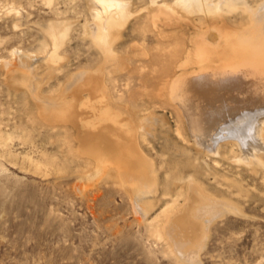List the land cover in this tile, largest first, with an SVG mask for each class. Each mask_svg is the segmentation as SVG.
<instances>
[{"label":"rangeland","instance_id":"1","mask_svg":"<svg viewBox=\"0 0 264 264\" xmlns=\"http://www.w3.org/2000/svg\"><path fill=\"white\" fill-rule=\"evenodd\" d=\"M248 1L256 5L261 0ZM127 2L135 14L123 28V25L118 27L116 38L120 39L113 42L118 51L114 60L122 67H117L119 71L115 67L110 75L112 82L108 80L113 93L111 103L121 108L119 120L123 123L133 118L138 123L148 119L147 128L141 127L145 138L140 137L139 142L155 164L161 183L158 193L163 197L159 195L161 200L151 217L143 218L134 208L130 183L77 158L71 150L75 149L74 135L66 134L60 127L46 126V121L39 117L41 101L22 85L26 67L30 75L35 72L31 80L39 78L40 82H34L42 83L38 84L40 95H56L71 83L75 73L102 63L101 51L86 36L89 26L83 25L94 22L91 12H95L92 7L95 2L0 0V264H264V148L257 151L261 162L243 156L242 146L232 142L223 145L222 154L210 151L203 156L198 153L197 147L201 146L187 125L189 121L182 119L169 98L159 93L166 72H171L173 67L175 58L171 49L177 48L183 54L192 45L191 36L198 29L211 28L214 19L207 20L198 14H190L189 18L188 14L180 23L170 24L160 33L149 18L150 0ZM241 17L239 12L231 14L228 24L244 25L246 20ZM53 19L68 22L70 19L72 25L60 49L63 62L60 60L55 65L49 64L42 50L44 46L51 48L46 31ZM26 52H31V59ZM66 90L71 98V88L67 86ZM86 91L82 90L78 97L94 95ZM79 108L73 121H68L73 125L67 123L68 128L72 126V133L81 131L80 119L90 115L89 108ZM125 109H131V114ZM261 140L264 142V133ZM173 174L180 177L185 174L186 178L194 175L207 191L238 207L226 209L212 220L210 235L195 261L169 253V239L155 236L150 224L173 200L177 205L185 201L184 195L178 196L183 183H175L178 176Z\"/></svg>","mask_w":264,"mask_h":264},{"label":"bare ground","instance_id":"2","mask_svg":"<svg viewBox=\"0 0 264 264\" xmlns=\"http://www.w3.org/2000/svg\"><path fill=\"white\" fill-rule=\"evenodd\" d=\"M93 1L95 5L91 6L95 12L91 13L94 16V22L88 25L85 22L83 25L89 26L85 30L86 36L88 35L101 51L102 63L98 62L100 65L97 64L96 67L93 65L94 68L92 69L83 68L79 72L76 71L74 79L67 85L71 88V98L67 94L66 85L62 91H55L58 93L56 95H40L38 92L39 83H37L40 80L35 78L37 79L34 80L37 81L36 83L31 80L30 76L35 75V72L33 71L34 73L32 72L33 74L30 75V71H27L26 67L25 70L24 67L22 68L25 73L22 74V77L24 76L21 78L22 85L29 88L35 98L41 101L39 117L41 116L46 121V123L44 122L46 126H51V129L52 127H60L65 129L66 134L74 135L75 138L72 139V143L75 149L73 147L71 150L77 158L83 159L88 166H94L100 172L104 170V173L107 172L110 176L125 181L124 183H130V195L135 205L134 208L138 214L148 220L154 207L161 200L159 197L161 192L158 193L161 183L159 184L158 181L155 164L139 142L140 137L145 138L144 129L147 128L145 125L148 119L139 121L136 118L138 123L133 118L129 121L124 120L125 123H123L119 120L121 108L116 107V109L111 103L113 93L110 75L114 74L113 69L121 66L118 64L120 62L114 60L118 51H116L113 42H115L116 32L120 29L118 27L123 25V28L129 17L135 13L129 8L130 3L127 0ZM150 6L148 10L151 24L160 33L164 32L166 26L180 23L183 17L188 14L189 18L190 14H198L199 17H205L204 19L207 20L209 17L214 19L211 28L206 29L208 27L205 26V29L195 30L196 32L191 34L192 45L183 54H179L177 48L171 49L170 53H174L173 57L175 58L172 59L173 67L171 72H166L163 86L159 88L160 96L163 98L165 96V99L169 98L168 100L174 104L181 118H186L189 121L190 125H187L191 126V133L194 134L196 143L201 146V148L197 147L198 153L203 154V156L209 155L210 151L219 154L221 150L223 151V145L232 142L242 146L243 156L249 159L253 157L252 159L261 162V156L257 154V151L264 148V142L261 140V135L264 133V0L256 5L250 4L248 0H162V3L159 0H150ZM236 12L242 15L241 19H245L246 23L233 27L228 24V19L231 14ZM90 16L92 17L91 14ZM69 22L66 19L65 21L58 20L51 22L47 27V39L50 38L51 42L47 41L51 48L48 47V49L44 46L42 50L47 54L46 60L51 65L62 61L63 55L60 49L69 36L72 26ZM85 26L84 28H86ZM18 50L20 49L18 48ZM31 52H26L29 54L28 57L32 56ZM34 52L36 53V50ZM27 54L23 55L26 56ZM40 54L43 56V53ZM31 58L29 57V59ZM12 61L19 65L15 60ZM45 62L44 64L47 63ZM7 64L9 63L7 62ZM10 64L12 63L10 62ZM170 69L171 67L169 71ZM13 71L15 72V70ZM12 72L10 73L13 74L14 72ZM6 73L8 74V72ZM107 75H109V79L105 77ZM42 81L44 82V79ZM41 88L39 87V89ZM82 90H87L94 95L88 98H84L82 95L78 97ZM35 98L34 100H37ZM81 107L87 108V110L89 108L93 118L90 115L89 119L84 116L85 118L80 119L79 122L81 125L83 124V129L77 131L78 133H72L73 131L70 130L72 126L68 128L67 123L73 121L77 108L81 109ZM121 116L120 118H122ZM142 126L145 128H141ZM188 163H190L189 160ZM119 180L117 183L121 181ZM175 183H183L181 190L177 191L179 192L178 196H185L184 203L177 205V202L175 203L173 200L174 203L162 208L150 224L154 227L155 236L160 239H169V243H167L169 244V253L189 259V261H195L210 235L212 220L226 209L238 207L226 198H218L210 193L209 189L207 191L194 175H189L188 178L185 174L182 177L178 176L175 178ZM119 185L122 186L123 184ZM179 186L181 185L177 187L180 188Z\"/></svg>","mask_w":264,"mask_h":264}]
</instances>
